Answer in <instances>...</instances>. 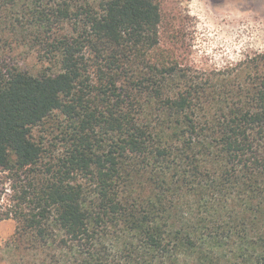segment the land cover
Wrapping results in <instances>:
<instances>
[{
    "label": "trees",
    "instance_id": "1",
    "mask_svg": "<svg viewBox=\"0 0 264 264\" xmlns=\"http://www.w3.org/2000/svg\"><path fill=\"white\" fill-rule=\"evenodd\" d=\"M161 23L0 0V221L44 264H264V51L199 73Z\"/></svg>",
    "mask_w": 264,
    "mask_h": 264
},
{
    "label": "rangeland",
    "instance_id": "2",
    "mask_svg": "<svg viewBox=\"0 0 264 264\" xmlns=\"http://www.w3.org/2000/svg\"><path fill=\"white\" fill-rule=\"evenodd\" d=\"M159 1L163 46L174 48L179 60L194 71L218 70L264 51V0ZM22 53L20 64L35 68L33 55ZM50 130L37 129L36 134L51 139ZM16 229L15 220L0 221V264H44L43 256L24 247Z\"/></svg>",
    "mask_w": 264,
    "mask_h": 264
}]
</instances>
